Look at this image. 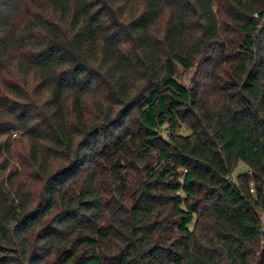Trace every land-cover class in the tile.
<instances>
[{
    "label": "trees",
    "instance_id": "1",
    "mask_svg": "<svg viewBox=\"0 0 264 264\" xmlns=\"http://www.w3.org/2000/svg\"><path fill=\"white\" fill-rule=\"evenodd\" d=\"M17 129L0 264H264V0H0Z\"/></svg>",
    "mask_w": 264,
    "mask_h": 264
},
{
    "label": "rangeland",
    "instance_id": "2",
    "mask_svg": "<svg viewBox=\"0 0 264 264\" xmlns=\"http://www.w3.org/2000/svg\"><path fill=\"white\" fill-rule=\"evenodd\" d=\"M179 79L182 83L188 84L189 79L191 77V72H179ZM21 104V103H18ZM186 132L185 130L182 131ZM14 133V136L12 135ZM5 143H8L11 145V156L9 159V165L16 167L17 170H21V163H24L27 159V150H28V137L23 131L17 129L12 132H9L2 137H0V145H4ZM246 171V167L242 164H238L237 168L234 171V174L238 172H244ZM234 177V175H233Z\"/></svg>",
    "mask_w": 264,
    "mask_h": 264
},
{
    "label": "built area",
    "instance_id": "3",
    "mask_svg": "<svg viewBox=\"0 0 264 264\" xmlns=\"http://www.w3.org/2000/svg\"><path fill=\"white\" fill-rule=\"evenodd\" d=\"M12 135L14 136V133Z\"/></svg>",
    "mask_w": 264,
    "mask_h": 264
}]
</instances>
